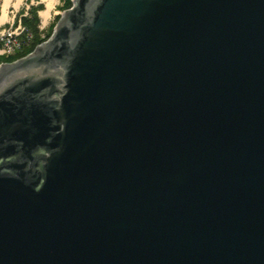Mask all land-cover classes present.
Here are the masks:
<instances>
[{
	"label": "water",
	"instance_id": "95a60500",
	"mask_svg": "<svg viewBox=\"0 0 264 264\" xmlns=\"http://www.w3.org/2000/svg\"><path fill=\"white\" fill-rule=\"evenodd\" d=\"M0 65V264H264V0H72Z\"/></svg>",
	"mask_w": 264,
	"mask_h": 264
},
{
	"label": "rangeland",
	"instance_id": "374dc122",
	"mask_svg": "<svg viewBox=\"0 0 264 264\" xmlns=\"http://www.w3.org/2000/svg\"><path fill=\"white\" fill-rule=\"evenodd\" d=\"M6 1L7 0H0V17L4 12V9L6 8L5 7ZM49 2H51L53 6L51 8L49 18L45 20L44 17L42 16V12L48 9V5L50 4ZM39 5L43 6V8L39 10V16L41 18L39 27L41 29L42 37L46 38L45 41H47L53 34L55 26L57 25V23L59 22L62 16V12L73 7L72 5L71 7L68 8L64 0H9L6 9L7 10L6 19L2 23H0V49H2L3 44L7 40L6 36L5 35L3 36V33H8L9 30L17 31L18 33L20 32V30H22V33L20 35L18 34L19 36H17V40L22 43V46L20 48L17 47L11 55H14L15 53L23 49L22 47L26 45V42L23 40V38H21L24 28L22 24V16L28 15L30 9L33 6H39ZM20 23L22 25V29L18 28ZM0 56H3V54H1V51H0ZM13 61H9V62H13ZM4 62H8V61L0 60V65Z\"/></svg>",
	"mask_w": 264,
	"mask_h": 264
},
{
	"label": "trees",
	"instance_id": "16d2710c",
	"mask_svg": "<svg viewBox=\"0 0 264 264\" xmlns=\"http://www.w3.org/2000/svg\"><path fill=\"white\" fill-rule=\"evenodd\" d=\"M64 2L68 6V8L73 5L72 0H64ZM42 8H43L42 5L33 6L30 9L28 15L22 16V24L25 30L23 31L21 38H23V40L26 42V45L22 47L23 49L15 53L14 55L0 56V60L8 61V62L16 60L17 58L29 54L36 48L37 45H39L40 43L46 40V38L42 37L41 29L39 27L41 22V18L39 16V10Z\"/></svg>",
	"mask_w": 264,
	"mask_h": 264
},
{
	"label": "built area",
	"instance_id": "2783aa9c",
	"mask_svg": "<svg viewBox=\"0 0 264 264\" xmlns=\"http://www.w3.org/2000/svg\"><path fill=\"white\" fill-rule=\"evenodd\" d=\"M18 28L22 29L21 23L19 24ZM24 30L25 28H23V31ZM21 33H22V30H20L19 33L17 31H11V30H9L8 33H3V36L5 35L7 40L3 44L2 49H0L1 54L6 55V56L11 55L17 47L20 48L22 46V43L17 40V36H19Z\"/></svg>",
	"mask_w": 264,
	"mask_h": 264
},
{
	"label": "bare ground",
	"instance_id": "6f19581e",
	"mask_svg": "<svg viewBox=\"0 0 264 264\" xmlns=\"http://www.w3.org/2000/svg\"><path fill=\"white\" fill-rule=\"evenodd\" d=\"M8 2H9V0H7L6 3H5V7L6 8L4 9V12L2 13V15L0 17V23H2L3 21H5V19H6V15H7V10L6 9H7ZM49 3L50 4L48 5V9L42 12V16L44 17L45 20H47L49 18L50 11H51V8L53 6L51 2H49Z\"/></svg>",
	"mask_w": 264,
	"mask_h": 264
}]
</instances>
